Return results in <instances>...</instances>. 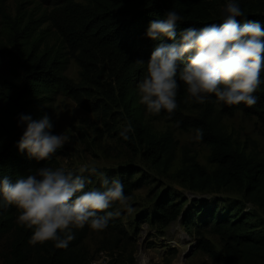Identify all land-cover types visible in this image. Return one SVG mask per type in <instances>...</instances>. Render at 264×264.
Returning a JSON list of instances; mask_svg holds the SVG:
<instances>
[{"label": "trees", "instance_id": "obj_1", "mask_svg": "<svg viewBox=\"0 0 264 264\" xmlns=\"http://www.w3.org/2000/svg\"><path fill=\"white\" fill-rule=\"evenodd\" d=\"M34 1L31 10L19 4L12 14L8 8L9 0H0V178L8 175L15 180L34 174L37 169L49 166L58 155L57 151L50 160L37 161L29 158L26 152L21 153L17 144L26 126H18V117L25 114L40 119L47 114L53 123L54 134V98L68 97L82 106L81 88L63 75L69 60L79 68L81 84L100 90L107 98L117 99L139 144L145 148V156L160 165V158L169 151V144L157 139L143 125L136 85L143 79L146 65L138 61L146 64L157 44L173 41L146 37L147 27L151 21L163 19L168 10H176L182 16L175 29L179 38L188 27L221 24V17H214L203 0ZM240 6L247 20L258 21L264 28V16L246 4ZM237 21L244 22V18L237 17ZM182 67L183 64L178 66V72ZM99 76H106L107 82H98ZM178 84V108L172 115L162 110L159 116L174 130L195 132L197 128L203 129L200 140L210 148V163L217 166L215 172L206 174L193 160L188 169L177 174L183 185L192 191L214 186L233 187L243 191V196L254 205L264 207V169L244 152L234 149L231 142L213 128L217 111L224 117L242 112L246 117H255L264 126V85L255 93L259 97L257 104L248 107L225 105L217 102L214 96L204 104L194 103L183 82L178 80ZM188 105L195 115L184 113ZM165 168L167 170L168 166ZM135 174L125 171L120 175L127 197L140 187L139 182L130 184ZM169 195L164 193L153 215L141 217V221L148 220L160 229L176 222L182 205L174 203ZM118 205L114 202L105 211H115ZM197 207L187 209L184 227L191 225L206 228V231L209 222L212 226L208 230L224 241L225 257H222L214 253L207 241L200 240L199 248L210 258L220 264H249L250 261H243L244 258L264 252V234L252 230L251 219L246 214L241 215L231 205L222 215ZM18 214L12 206L0 210V236L11 232L15 235L5 258L7 264H27L34 245L42 249L37 264H82L79 247L85 232L73 230L75 238L67 248H57L53 241L32 244L33 230L17 222ZM112 221L110 219L107 227Z\"/></svg>", "mask_w": 264, "mask_h": 264}, {"label": "rangeland", "instance_id": "obj_2", "mask_svg": "<svg viewBox=\"0 0 264 264\" xmlns=\"http://www.w3.org/2000/svg\"><path fill=\"white\" fill-rule=\"evenodd\" d=\"M203 1L214 17H221L227 0ZM239 3L264 16V0H239ZM19 4L31 10L35 1L9 0L8 8L12 14ZM63 75L81 88L82 106L79 107L68 97L59 95L54 98V134L64 133L70 141L58 150V155L48 167H64L78 172L82 165L94 164L109 178L121 179L120 175L125 171L136 172L130 184L140 183V187L128 197V206L132 211L118 205L115 211H119L120 215L112 218L110 227L94 230L85 225L73 229L86 233L79 247L82 264H220L199 248L200 240L207 241L215 254L225 257L224 241L208 230L212 224H206V231V228L191 225L184 227L187 209L196 205L203 211L214 210L215 215H222L229 205L234 206L241 215L246 214L251 219L249 223L253 231L264 234V207L254 205L243 196V191L215 186L192 191L183 185L177 174L188 169L193 160L206 174L217 170V166L209 161L210 148L195 139L193 130H174L159 114L146 110L145 105L139 102L137 92L143 125L157 139L169 144V151L160 158V165H156L145 156V148L139 144L134 131L129 133L128 140L120 136L121 128L128 120L115 97L107 98L100 90L81 84L79 68L73 60H69ZM97 81L104 83L107 78L99 76ZM184 113L195 115L189 105ZM216 113L213 128L228 139L234 149L244 152L264 169V126L255 117H246L242 112L233 117ZM90 179L92 182L85 190L101 187L97 176ZM167 192L174 203L182 205L177 221L163 229L148 220L141 221V217L153 215L160 197ZM192 222L195 223V220ZM14 236L12 232L0 236V264H7L5 258ZM41 250L40 246L34 245L27 264H37ZM247 260L249 264H264V252L250 254L243 261Z\"/></svg>", "mask_w": 264, "mask_h": 264}, {"label": "clouds", "instance_id": "obj_3", "mask_svg": "<svg viewBox=\"0 0 264 264\" xmlns=\"http://www.w3.org/2000/svg\"><path fill=\"white\" fill-rule=\"evenodd\" d=\"M237 17L244 18V22H238ZM220 19L221 24L188 27L179 38L175 29L182 16L178 11L170 9L163 19L149 23L146 37L155 41L167 38L173 43L157 44L146 64L138 61L146 65L136 87L139 102L148 112H175L178 80L194 103L204 104L214 96L217 102L229 106L257 104L255 93L264 85V28L258 21L247 20L239 0H227ZM180 64L183 67L178 72ZM22 125L26 127L17 147L37 161L50 160L70 141L64 133L53 134L47 114L40 119L20 114L18 126ZM133 131L126 123L119 134L128 140ZM203 135V129L195 130V139ZM91 176L99 178L101 187L85 190L92 182ZM128 200L122 180L109 178L94 164H84L78 172L46 166L15 180L8 175L0 178V210L15 207L17 222L33 230L32 244L53 241L55 247L67 248L75 238L73 229L88 225L103 230L110 219L120 215L119 211H105L114 202L131 212Z\"/></svg>", "mask_w": 264, "mask_h": 264}]
</instances>
